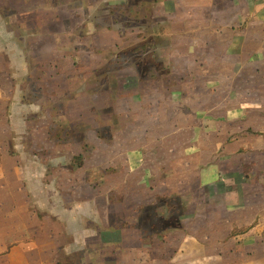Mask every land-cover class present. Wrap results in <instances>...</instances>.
Here are the masks:
<instances>
[{"label": "rangeland", "instance_id": "rangeland-1", "mask_svg": "<svg viewBox=\"0 0 264 264\" xmlns=\"http://www.w3.org/2000/svg\"><path fill=\"white\" fill-rule=\"evenodd\" d=\"M114 1L95 12V41L79 46L67 22L54 49L39 47L55 54L37 48L35 58L21 33L31 70L10 71L22 100L7 111L12 149L40 163L38 178L64 179L54 204L84 213L66 235L68 223L50 224V201L37 198L38 231L48 223L62 234L54 264H264V39L243 42L252 54L191 51L179 36L193 10ZM254 32L264 38V23ZM141 45L147 52L134 51ZM76 47L86 50L77 69L68 65ZM39 61L66 71L35 70ZM99 138L109 146L95 152Z\"/></svg>", "mask_w": 264, "mask_h": 264}, {"label": "crops", "instance_id": "crops-1", "mask_svg": "<svg viewBox=\"0 0 264 264\" xmlns=\"http://www.w3.org/2000/svg\"><path fill=\"white\" fill-rule=\"evenodd\" d=\"M156 7H165V4L172 2L173 7L181 9L184 14H189V10H193V17L187 23V27L180 32V38L187 34L188 39L191 40L189 49L196 51V47L213 50L215 47L220 48L221 55L228 56L230 53L236 55L248 54L246 46L243 42L246 41L252 47L253 38L264 39L258 34L255 35L256 28L264 23V0H157ZM102 3L116 4L114 0H0V263L1 264H54L56 251L62 242V234L53 232V226L48 227L45 223L43 228L38 231L37 224L39 215H37L35 205L37 198L45 197L50 201L49 213L46 218L50 224L62 222L66 224L65 234L69 232L67 225L73 223L70 220L71 216L79 217L84 213L76 211L69 213V207L62 204H54L53 198L61 199L64 196V182L62 177L58 180L53 178L42 180L38 178L34 167L40 163L37 161H24L23 155L20 154L19 147L12 149L10 137L13 132L10 127V115L7 113L10 107V102L13 104H20V91L16 88L21 87L19 80L11 75L12 72H26L31 70L28 66V60L24 48L21 47L20 34L28 35L32 39L30 43L29 55H36V49H40L42 42L46 40L51 41L50 47L55 48L53 42H57L65 31V23L71 22L76 25V31L72 32V36L78 41V45H83L84 41H94L101 35L100 25L96 24L95 12H98ZM75 5V7H72ZM89 13V15H86ZM91 14V15H90ZM79 24L82 25V30H79ZM87 24V26H86ZM15 25L16 29H12ZM58 30H52V26ZM62 30V31H60ZM86 30V33L85 31ZM253 36V38H251ZM255 36V37H254ZM12 41L11 44L4 46V42ZM232 40L226 46L222 41ZM222 43L223 46L220 44ZM14 44L12 50L7 49ZM231 44V46H230ZM213 47V49L211 48ZM40 49V54L55 53L49 52L48 48ZM84 48L77 47L74 49V58L72 65L69 66L77 69L76 60L85 54ZM251 54L254 53L250 49ZM194 53V52H193ZM8 54L16 57L13 67L9 64L7 66L2 62V58ZM78 55V56H77ZM65 56V55H64ZM36 58V56H35ZM39 61L37 66H40ZM43 70L45 72L56 70L66 71L63 65L53 62H44L40 68L35 70ZM9 70V72H8ZM15 71V72H16ZM11 89V90H9ZM13 90V91H12ZM6 104V107H5ZM31 107V104H28ZM20 110L18 111V113ZM25 114V113H23ZM14 119H23V117L16 116ZM9 126L7 135L1 134L4 127ZM12 125V123H11ZM11 128V129H10ZM8 129V127H7ZM6 129V130H7ZM92 133L97 135L95 131ZM98 137V135H97ZM89 141H94L91 137V132H88ZM103 138H99L98 142H103ZM93 143L95 152L106 149L109 146L103 142ZM113 143V142H112ZM16 148L17 151L15 150ZM20 152V153H19ZM43 164H46L43 163ZM86 162L83 167L85 169ZM46 176V174H43ZM50 180V181H47ZM45 181V182H44ZM53 181V183H52ZM41 184V185H40ZM43 186V188H41ZM42 193H38V192ZM40 195V196H38ZM61 197V198H60ZM63 208V212H62ZM47 209V210H48ZM45 210L46 212H48ZM58 217L59 221H56ZM84 219V218H83ZM61 223V224H62ZM41 231V233H40ZM82 231L83 237H86L88 230ZM90 232V236H96L94 231ZM95 235H94V234ZM38 234H40L38 236ZM79 231L76 234L77 242L79 239ZM89 237V235H88ZM83 243V242H82ZM87 243L84 241V245ZM82 245V247H84ZM34 249V250H33ZM38 249L36 255L33 252ZM39 249H44V252ZM39 254V255H38ZM38 255V256H37Z\"/></svg>", "mask_w": 264, "mask_h": 264}, {"label": "trees", "instance_id": "trees-1", "mask_svg": "<svg viewBox=\"0 0 264 264\" xmlns=\"http://www.w3.org/2000/svg\"><path fill=\"white\" fill-rule=\"evenodd\" d=\"M147 48H148L147 45H141V46L137 47L136 49H134V51H140L141 53H145V52H147ZM79 159L81 160L79 168H81V167H83V160L81 157H79Z\"/></svg>", "mask_w": 264, "mask_h": 264}]
</instances>
